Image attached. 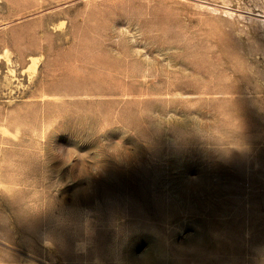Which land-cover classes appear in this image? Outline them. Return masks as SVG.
<instances>
[{"label":"rangeland","instance_id":"rangeland-1","mask_svg":"<svg viewBox=\"0 0 264 264\" xmlns=\"http://www.w3.org/2000/svg\"><path fill=\"white\" fill-rule=\"evenodd\" d=\"M263 20L0 0V264H264Z\"/></svg>","mask_w":264,"mask_h":264},{"label":"bare ground","instance_id":"bare-ground-1","mask_svg":"<svg viewBox=\"0 0 264 264\" xmlns=\"http://www.w3.org/2000/svg\"><path fill=\"white\" fill-rule=\"evenodd\" d=\"M251 12V11H250ZM253 13V12H252ZM235 13H233V15H234ZM261 14V13H260ZM257 16V15H256ZM258 19V18H257ZM261 19H259V21H260ZM264 21V20H263ZM261 22V21H260ZM263 23V22H262ZM31 59H32V61H31V63H30V65H29V67H27L28 68V70L27 69H25V70H27V71H29L30 72V74L32 75L34 72H35V70H36V68H37V66H38V63H39V58L38 57H36V56H32L31 57ZM11 71H14L12 68L10 69Z\"/></svg>","mask_w":264,"mask_h":264}]
</instances>
